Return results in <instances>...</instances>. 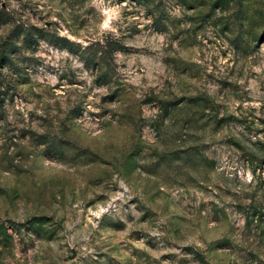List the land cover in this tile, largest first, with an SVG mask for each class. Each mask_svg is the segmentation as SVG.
Listing matches in <instances>:
<instances>
[{
    "label": "rangeland",
    "instance_id": "1",
    "mask_svg": "<svg viewBox=\"0 0 264 264\" xmlns=\"http://www.w3.org/2000/svg\"><path fill=\"white\" fill-rule=\"evenodd\" d=\"M2 10L0 264H264V0Z\"/></svg>",
    "mask_w": 264,
    "mask_h": 264
},
{
    "label": "trees",
    "instance_id": "2",
    "mask_svg": "<svg viewBox=\"0 0 264 264\" xmlns=\"http://www.w3.org/2000/svg\"><path fill=\"white\" fill-rule=\"evenodd\" d=\"M2 13H4L3 10L0 12V22L5 23ZM42 37V32L39 30H28L23 24H15L6 39L0 44V69H3L7 65H11L12 58L20 52V47H17L16 40L21 38L23 45L30 48L38 42L39 38ZM50 41L53 42L52 39H50ZM59 41L56 40L54 44L56 43V45L59 46ZM101 48H107V43L103 44ZM86 50H88V48L83 49L82 54H85Z\"/></svg>",
    "mask_w": 264,
    "mask_h": 264
}]
</instances>
